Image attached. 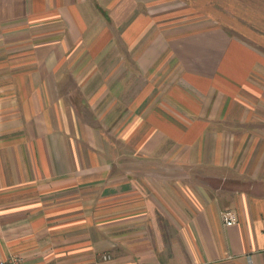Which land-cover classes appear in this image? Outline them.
I'll return each instance as SVG.
<instances>
[{
    "label": "crops",
    "instance_id": "0c3cea01",
    "mask_svg": "<svg viewBox=\"0 0 264 264\" xmlns=\"http://www.w3.org/2000/svg\"><path fill=\"white\" fill-rule=\"evenodd\" d=\"M13 253L264 264V0H0Z\"/></svg>",
    "mask_w": 264,
    "mask_h": 264
},
{
    "label": "built area",
    "instance_id": "2783aa9c",
    "mask_svg": "<svg viewBox=\"0 0 264 264\" xmlns=\"http://www.w3.org/2000/svg\"><path fill=\"white\" fill-rule=\"evenodd\" d=\"M220 217L224 225H232L237 220V215L232 210L221 211ZM103 258H108V255L104 254ZM0 264H23V258L20 255L13 253L5 258H0Z\"/></svg>",
    "mask_w": 264,
    "mask_h": 264
}]
</instances>
